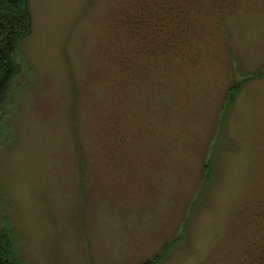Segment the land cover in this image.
Here are the masks:
<instances>
[{"label": "rangeland", "instance_id": "374dc122", "mask_svg": "<svg viewBox=\"0 0 264 264\" xmlns=\"http://www.w3.org/2000/svg\"><path fill=\"white\" fill-rule=\"evenodd\" d=\"M27 3L0 104V226L21 264L248 258L264 228V0Z\"/></svg>", "mask_w": 264, "mask_h": 264}, {"label": "trees", "instance_id": "16d2710c", "mask_svg": "<svg viewBox=\"0 0 264 264\" xmlns=\"http://www.w3.org/2000/svg\"><path fill=\"white\" fill-rule=\"evenodd\" d=\"M30 33L31 19L27 0H0V104L16 75L12 58L18 42ZM230 90V96L226 99L228 104L235 99L236 87ZM13 237L9 226H0V264H21L14 250Z\"/></svg>", "mask_w": 264, "mask_h": 264}, {"label": "flooded vegetation", "instance_id": "af4514ba", "mask_svg": "<svg viewBox=\"0 0 264 264\" xmlns=\"http://www.w3.org/2000/svg\"><path fill=\"white\" fill-rule=\"evenodd\" d=\"M142 19H138L137 22L133 23L137 28H143L144 23ZM256 241L253 242L248 249L249 256L245 258L238 264H264V228L261 227L260 230L255 231ZM248 247V248H249Z\"/></svg>", "mask_w": 264, "mask_h": 264}]
</instances>
